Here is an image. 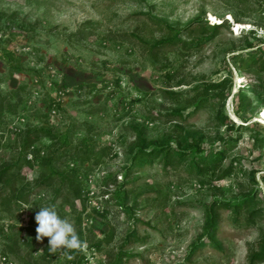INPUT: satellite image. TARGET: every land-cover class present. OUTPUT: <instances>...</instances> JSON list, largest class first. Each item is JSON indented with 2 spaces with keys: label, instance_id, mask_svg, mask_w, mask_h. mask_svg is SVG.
I'll return each instance as SVG.
<instances>
[{
  "label": "rangeland",
  "instance_id": "rangeland-1",
  "mask_svg": "<svg viewBox=\"0 0 264 264\" xmlns=\"http://www.w3.org/2000/svg\"><path fill=\"white\" fill-rule=\"evenodd\" d=\"M170 29L178 40L163 44ZM252 43L264 49V0H0V172L11 165L26 197L0 207V264H72L43 259L42 206L82 233L85 264H113L121 251L125 264H249L264 238V144L253 131L264 127V72L240 68ZM238 94L249 100L239 115ZM37 127L68 132L69 145L44 139L22 154ZM141 146H166L168 163L164 153L137 165ZM51 168L74 171L80 195L41 185ZM214 201L246 205L215 207L210 240Z\"/></svg>",
  "mask_w": 264,
  "mask_h": 264
},
{
  "label": "trees",
  "instance_id": "trees-1",
  "mask_svg": "<svg viewBox=\"0 0 264 264\" xmlns=\"http://www.w3.org/2000/svg\"><path fill=\"white\" fill-rule=\"evenodd\" d=\"M221 27L219 24H213L209 28L210 30L217 31ZM172 32L175 34L173 37L166 41L163 44H173L175 41L178 40V34L180 32H176L173 29H170ZM249 48H256L258 50L257 54L250 55L246 59L242 60L240 63V68L246 72V73H255L256 72H264V65L259 67L257 69V66H259V60L261 56L264 55V49H261L262 47L258 43H252L249 45ZM219 88V85H209L207 86V90H216ZM249 100L245 96L238 94L237 95V102H236V107H235V113L239 115L241 111L243 110L244 106L246 103H248ZM55 106V105H54ZM54 106L52 103L49 105L48 110L51 111ZM220 119L222 120L223 123L231 125L234 127L236 123L232 121L231 119L228 118L225 114L220 115ZM256 125L261 127L260 130L253 129L255 134L257 136H261V145L264 144V127L256 122ZM46 139L49 142H55V141H60L64 147H67L69 145L68 142V132H57L51 128L48 127H37V128H32L29 129L24 137V140L21 145V150L20 152L23 154L26 152L29 148L34 146L36 142L40 141L43 142V140ZM193 152L199 155L200 150H197L196 148L192 149ZM180 152V151H178ZM41 151H38L37 156H35V161H38V159L42 160L43 165L45 167H49L52 165V158L47 157V158H41L40 154ZM166 154L164 158H168L170 152L167 150V147H155L152 149H146V146H141L138 148L137 152L135 153L133 159L134 162H136L137 165H140L142 163H148L151 162V158H159L161 154ZM180 157H183L182 152L179 153ZM224 151H219L214 153V157L210 160L209 163H204V166H209L208 168L212 167H217L219 163L221 162L223 158ZM168 155V156H167ZM25 158V157H24ZM84 160V159H83ZM29 165L31 163L28 161L27 162ZM166 163H168V159H166ZM52 167V166H51ZM50 168V167H49ZM13 167L11 165H7L1 172H0V207L3 208V206L9 202L12 201L15 204H22L26 202V197L23 196L21 193V190L17 187V181L13 178V175L11 174V170ZM199 172H201V168L198 167ZM74 175V171L72 172ZM230 173H225L224 176H228ZM10 175V176H9ZM73 175L65 172H59L58 170L51 168L49 174H45L43 179L41 180V185L49 186L52 183H57L59 186L63 187H69L70 189H76L77 195H80V183L76 181V179L73 177ZM123 187H119L115 192H114V198L118 200V204L121 208H127V196L126 193L122 191ZM60 190V189H58ZM252 201V197H247L246 202L249 203ZM246 205L245 202H242L241 204H235L232 205L231 203H221L218 201H214L210 206H209V211H208V218H207V229L208 233L212 234L210 236V240H213L214 234L216 232L217 226H218V217L216 215V208L215 207H221V206H226L228 208H233L234 212L236 215H238L239 210L242 209ZM84 211V210H82ZM131 211V209H126V212L128 213ZM33 222V219L31 220ZM80 239L84 241L82 237V233H78ZM101 241H97L93 244L90 245L91 248H99L100 247ZM48 244V242H47ZM48 245L45 247L44 254L45 257H43L44 260H46L47 256H50L51 253L48 252ZM36 250V248H32L31 253H33ZM196 251V248H193L189 254H193ZM71 255L73 256L72 259V264H85V257L82 254V251H75L72 252ZM131 255H128L126 253H123L122 251L119 254L118 259L115 261L113 264H125L126 258H129ZM259 263H264V238L261 242V247L259 252L253 253L249 257V264H259Z\"/></svg>",
  "mask_w": 264,
  "mask_h": 264
},
{
  "label": "clouds",
  "instance_id": "clouds-1",
  "mask_svg": "<svg viewBox=\"0 0 264 264\" xmlns=\"http://www.w3.org/2000/svg\"><path fill=\"white\" fill-rule=\"evenodd\" d=\"M36 240L48 239V251L51 254L61 253L69 260L73 259L72 252L82 251L86 243L82 241L74 224L68 218H62L54 206H42L35 215Z\"/></svg>",
  "mask_w": 264,
  "mask_h": 264
},
{
  "label": "bare ground",
  "instance_id": "bare-ground-1",
  "mask_svg": "<svg viewBox=\"0 0 264 264\" xmlns=\"http://www.w3.org/2000/svg\"><path fill=\"white\" fill-rule=\"evenodd\" d=\"M211 18L213 19L212 16H211ZM235 25H237V29H240V28L244 29V27L242 26V24L235 23ZM262 116H263V119H264V112H263Z\"/></svg>",
  "mask_w": 264,
  "mask_h": 264
},
{
  "label": "built area",
  "instance_id": "built-area-1",
  "mask_svg": "<svg viewBox=\"0 0 264 264\" xmlns=\"http://www.w3.org/2000/svg\"><path fill=\"white\" fill-rule=\"evenodd\" d=\"M60 94H62V92H60ZM52 111H53V114H56L57 113V111L55 109H53Z\"/></svg>",
  "mask_w": 264,
  "mask_h": 264
}]
</instances>
